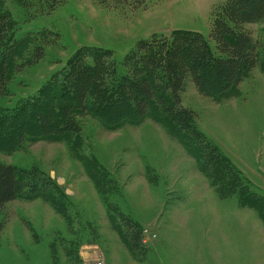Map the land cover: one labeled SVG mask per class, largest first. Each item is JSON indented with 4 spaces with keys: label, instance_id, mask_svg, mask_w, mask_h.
<instances>
[{
    "label": "rangeland",
    "instance_id": "obj_1",
    "mask_svg": "<svg viewBox=\"0 0 264 264\" xmlns=\"http://www.w3.org/2000/svg\"><path fill=\"white\" fill-rule=\"evenodd\" d=\"M57 1L0 0V166L19 177L0 211V264H84L91 248L105 264H264V22L244 26L260 67L229 99L185 79L173 116L156 105L140 119L114 90L140 43L165 51L188 35L220 58L214 26H234L228 12L250 0H162L134 12ZM204 76L220 84L209 66ZM87 77V110L67 119L59 110L76 105ZM146 232L155 239L144 245Z\"/></svg>",
    "mask_w": 264,
    "mask_h": 264
},
{
    "label": "trees",
    "instance_id": "obj_2",
    "mask_svg": "<svg viewBox=\"0 0 264 264\" xmlns=\"http://www.w3.org/2000/svg\"><path fill=\"white\" fill-rule=\"evenodd\" d=\"M64 1L66 0L57 2ZM153 1L162 0H96L101 7L112 10H117L121 2L122 5L126 4L132 12L144 10ZM47 2L49 4L50 0ZM52 3L54 2H50L51 5L48 8L52 7ZM228 20L232 21L234 26L226 22H218L212 32L220 58L213 59L207 44L200 39L195 38L191 45L188 35L172 36L170 43L164 45L167 46L165 51L159 49L153 51L151 45L140 43L136 51L131 54L132 56L125 57L124 62L128 67L126 75L114 88L120 101L129 104L135 117L140 119L146 117L156 105L164 109L163 113L171 116L175 112V107L180 104L185 79H189L203 97H210L216 102L232 97L246 76L260 67L257 44L244 26L264 22V0L243 1L238 8L228 12ZM93 58H96L98 64L103 61L100 54ZM208 66L220 80V84L215 88L208 87V81L204 76ZM95 70L100 69L95 66ZM159 70L164 71V74L173 71L172 77L166 79L158 75ZM87 71L88 69L81 68L79 72L85 77L84 72ZM90 85L89 77L78 84L75 91L77 103L74 107L72 104L63 109L61 107L59 111L63 116L68 119L70 114L77 115L87 110L85 100ZM46 115L51 117L52 112ZM36 117L40 127L47 131L46 116L40 113ZM187 140L188 136L183 141L184 145L188 146L187 149L191 150V154H196L193 152L194 146L189 145ZM200 153L204 159L205 151ZM18 184L17 169L12 166H0V211L16 199ZM1 232L0 224V236Z\"/></svg>",
    "mask_w": 264,
    "mask_h": 264
},
{
    "label": "built area",
    "instance_id": "obj_3",
    "mask_svg": "<svg viewBox=\"0 0 264 264\" xmlns=\"http://www.w3.org/2000/svg\"><path fill=\"white\" fill-rule=\"evenodd\" d=\"M150 239H155V236L152 237L145 233V235L142 237V244L146 245L149 243ZM86 255V258L83 259L84 264H105V258L101 250L97 248H91L90 250H86L84 252Z\"/></svg>",
    "mask_w": 264,
    "mask_h": 264
}]
</instances>
